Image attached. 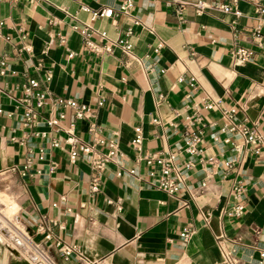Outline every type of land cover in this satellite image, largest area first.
<instances>
[{
  "label": "crops",
  "instance_id": "obj_1",
  "mask_svg": "<svg viewBox=\"0 0 264 264\" xmlns=\"http://www.w3.org/2000/svg\"><path fill=\"white\" fill-rule=\"evenodd\" d=\"M123 1L0 0V194L57 264H80L75 254L64 259L57 240L92 264H264V148L244 146L241 135L223 130L222 111L206 107L220 101L264 133V0H202L235 5V25L219 9L198 11L196 0H181L182 19L173 0H133L128 12ZM85 29L101 44L100 33L117 40L130 29L132 50L92 52ZM236 47L250 57L235 58ZM32 78L37 91L75 99L90 116L33 100L37 116L26 125L24 85ZM195 115L201 120L188 126ZM69 128L99 152L117 144L121 156L107 163L95 192L91 156L79 151L72 160L64 142ZM189 128L202 135L197 154L184 146ZM147 153L174 155L177 192L154 185L160 168L139 158ZM238 201L243 214L229 216ZM0 264L31 263L0 238Z\"/></svg>",
  "mask_w": 264,
  "mask_h": 264
},
{
  "label": "built area",
  "instance_id": "obj_2",
  "mask_svg": "<svg viewBox=\"0 0 264 264\" xmlns=\"http://www.w3.org/2000/svg\"><path fill=\"white\" fill-rule=\"evenodd\" d=\"M19 1V0H14ZM32 1V0H27ZM177 4V12L180 15V18H183V11L186 1L181 0H173ZM194 6L198 11H204L210 8L219 9L225 13H229L233 16L232 24L235 25L237 23V19L241 15L240 10L233 4L228 3H206L202 0H196L193 2ZM133 6V0H124L121 5L122 12H128V10ZM258 11L264 14V7H259ZM111 11H102L101 15H110ZM131 34V30L129 29L126 32L125 37L119 38L117 40H110L106 34L100 33L101 39H107L106 43H97L92 40L90 32L86 29L82 30V35L84 38L85 46L88 50L101 54V53H110L114 47H121L124 52L130 53L132 50V44L126 36ZM30 47L26 46L25 49H29ZM232 54L235 58L240 60H247L251 51L243 47H236L232 50ZM5 65V62H2ZM38 82L36 79H29L28 83L24 85V93L25 97L23 98V102L25 103L24 109V118L26 125H33L36 119V112L33 108L32 102L35 100L37 107H42L47 102H53L55 104H63L64 106L71 107L75 110L76 115L78 117H89L90 111L89 108L83 104L79 103L75 99H62V98H54L50 95L46 94L42 91H37L35 88L37 87ZM208 109H216L219 108L222 111L223 117L227 120L223 130L230 131L236 134L241 135L244 138V146L246 145H255L256 152H259L260 149L264 148V133L261 132L257 125H249L244 121H238L235 119V108H221L220 101H212L206 104ZM64 114H60V118H63ZM201 117L199 115L188 117L187 125L193 126L196 121H200ZM156 121V120H155ZM90 131L92 133H99L100 127L96 124H92L90 127ZM135 136L132 140L133 147L138 151L141 149V130L140 127H136ZM67 136L64 139V142L71 145V159L75 160L79 151L83 152L86 155L91 156L92 166L94 169V173L91 179V190L93 192L99 189V185L102 180L104 169L108 162H116L121 154L117 149V144L115 141L109 142L110 149L107 152H99L94 149L93 146L83 143L78 136L75 134L72 128L66 130ZM201 133L198 130L187 129L185 131V149L191 154H197L199 152V143L201 141ZM103 142V141H99ZM61 143L58 140H54L52 142V146L58 147ZM243 146V147H244ZM242 145L238 144L235 146L236 150L240 151L243 148ZM145 160L148 165L157 164L160 168L159 179L154 184L158 188L165 190L169 193H175L179 189V183L172 176V164L171 160L174 158V155L171 154L169 156H162L157 153H147L142 156H139ZM231 163V162H230ZM233 192L237 197H240L244 192V186L241 181H236L233 186ZM244 212V204L243 201H238L234 204L227 214L231 217L238 218ZM18 222L17 218H15ZM6 223V227L1 229V239L7 244L9 249L21 255L31 264H57L54 259L49 255V253L38 243H35L28 233L21 229L17 224L12 222L11 219L6 217L4 219ZM193 231L186 230L182 233V236L185 240L190 239ZM56 244L60 247L62 255L64 259L69 260L72 255H77L79 258L80 264H92L89 260H87L80 249L75 245H69L63 243L60 240H57ZM261 259H264V252L261 253ZM229 264H238L237 259L229 258Z\"/></svg>",
  "mask_w": 264,
  "mask_h": 264
},
{
  "label": "rangeland",
  "instance_id": "obj_3",
  "mask_svg": "<svg viewBox=\"0 0 264 264\" xmlns=\"http://www.w3.org/2000/svg\"><path fill=\"white\" fill-rule=\"evenodd\" d=\"M6 217L11 219L12 222L17 224L21 229H23L22 226L16 221L15 219L16 215L13 209L11 207L9 208L8 201L3 195L0 194V234H1V229H4L6 227V223L4 221Z\"/></svg>",
  "mask_w": 264,
  "mask_h": 264
}]
</instances>
